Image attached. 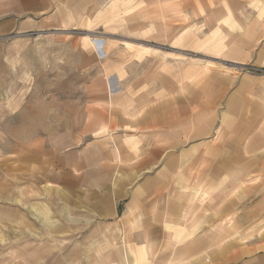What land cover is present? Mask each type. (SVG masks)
Instances as JSON below:
<instances>
[{
    "label": "rangeland",
    "instance_id": "374dc122",
    "mask_svg": "<svg viewBox=\"0 0 264 264\" xmlns=\"http://www.w3.org/2000/svg\"><path fill=\"white\" fill-rule=\"evenodd\" d=\"M263 7L264 0H0V264H19L20 243L46 238L37 214L52 186L30 167L38 153L119 132L108 125L105 101L117 77L126 88L141 78L167 95L202 98L210 129L203 140L243 146L247 128V140L259 142ZM226 13L230 21H219ZM233 46L241 52H229Z\"/></svg>",
    "mask_w": 264,
    "mask_h": 264
},
{
    "label": "crops",
    "instance_id": "0c3cea01",
    "mask_svg": "<svg viewBox=\"0 0 264 264\" xmlns=\"http://www.w3.org/2000/svg\"><path fill=\"white\" fill-rule=\"evenodd\" d=\"M223 18L230 21L228 13ZM256 26L264 29V15ZM116 85L120 90L105 101L108 125L118 124L119 132L52 145L30 163L52 188L41 194L46 200L37 214L36 231L46 238L20 243L18 263L264 264V92L259 142L247 140L253 132L246 128L243 146L223 149L216 139L203 140L210 129L202 98L169 97L141 78L126 88L117 77Z\"/></svg>",
    "mask_w": 264,
    "mask_h": 264
}]
</instances>
